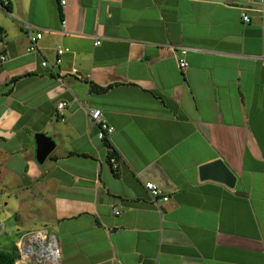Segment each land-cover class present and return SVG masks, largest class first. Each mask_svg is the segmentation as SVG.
<instances>
[{
    "label": "crops",
    "instance_id": "obj_1",
    "mask_svg": "<svg viewBox=\"0 0 264 264\" xmlns=\"http://www.w3.org/2000/svg\"><path fill=\"white\" fill-rule=\"evenodd\" d=\"M260 1L0 7V207L14 219L11 249H0L14 251L15 264H264ZM25 25L42 35L36 54L26 53ZM59 46L70 52L54 66ZM90 110L114 130L116 173ZM38 134L54 142L43 163ZM217 160L234 189L200 180ZM146 183L168 201L154 203Z\"/></svg>",
    "mask_w": 264,
    "mask_h": 264
},
{
    "label": "built area",
    "instance_id": "obj_2",
    "mask_svg": "<svg viewBox=\"0 0 264 264\" xmlns=\"http://www.w3.org/2000/svg\"><path fill=\"white\" fill-rule=\"evenodd\" d=\"M60 5L62 7H65L66 5V0H59ZM245 3H251L252 0H244ZM9 5V0H0V7L5 9L7 8ZM245 10V9H244ZM258 12L260 14V19H261V25H262V29H264V0L260 1L259 3V8H258ZM241 20L243 23L245 24H249L250 23V17L245 13L242 12L241 14ZM65 22H62V25H64ZM25 35L28 39V45L26 48V53L27 54H36L38 53V42L39 40L42 38V35L39 31H35L34 28L25 25ZM0 36H1V32H0ZM1 45V43H0ZM95 45H99V42L95 43ZM70 51L67 48L64 47H57L55 50L56 53V60L54 63V66H58L61 64L62 61V57L66 54H68ZM187 54V49H180L179 50V55L180 58H178V66L180 69H184L187 64L185 62L184 57ZM1 61L5 60L4 55H1L0 57ZM41 67L45 68V69H51L54 71L53 66L50 65V63L46 60H43L41 62ZM66 108V103L61 102L57 105V110L58 112H60L62 114V112L64 111V109ZM89 119L91 120V122L93 123V125H95L98 128V139L103 141L104 143H107V149L109 151V154H113L115 151L113 149V147H111L110 144V137L113 134V128L108 126L104 119H103V115L102 112L100 110H90L88 113ZM109 155V156H110ZM109 164L112 167L113 170H118V162L117 159H115V157L111 156L109 157ZM145 190L147 191V193L149 194V196L151 197L152 201L154 203H158V201H163V202H167L168 198L166 196L163 195V191L161 189H159L157 186H155L152 183H146L144 185ZM113 214L115 216H118L120 214V212L117 209H113ZM0 229H3V224L0 223ZM58 259V251L57 250H53V252L51 253V260L56 261Z\"/></svg>",
    "mask_w": 264,
    "mask_h": 264
},
{
    "label": "water",
    "instance_id": "obj_3",
    "mask_svg": "<svg viewBox=\"0 0 264 264\" xmlns=\"http://www.w3.org/2000/svg\"><path fill=\"white\" fill-rule=\"evenodd\" d=\"M35 140L37 144V162L43 163L53 150L54 142L43 134L36 135ZM199 176L201 181H213L223 184L229 189L235 188L236 178L221 160L200 167ZM236 196H241V193H236ZM34 250H36V247H34Z\"/></svg>",
    "mask_w": 264,
    "mask_h": 264
},
{
    "label": "trees",
    "instance_id": "obj_4",
    "mask_svg": "<svg viewBox=\"0 0 264 264\" xmlns=\"http://www.w3.org/2000/svg\"><path fill=\"white\" fill-rule=\"evenodd\" d=\"M17 80H19V78L13 79L11 81V84H14L15 82H17ZM91 91L101 93V92L106 91V89L100 88V87H97V86L91 84ZM105 145H107V143H105ZM115 155H116V153L114 152L109 157L113 156L116 159ZM109 159L110 158H108V162H109ZM117 171L118 170H116V171L113 170L114 173H116ZM16 260H17V254L14 251H12V252L0 251V264H15Z\"/></svg>",
    "mask_w": 264,
    "mask_h": 264
},
{
    "label": "rangeland",
    "instance_id": "obj_5",
    "mask_svg": "<svg viewBox=\"0 0 264 264\" xmlns=\"http://www.w3.org/2000/svg\"><path fill=\"white\" fill-rule=\"evenodd\" d=\"M6 217H7V221L5 220ZM0 218L3 219L5 223V226L3 225V230L2 229L0 230V243L9 244V242H7L6 240V237H7L6 233L8 232V229L14 224L13 216L11 215V213L6 211L3 207H0ZM8 249H11V245L8 246ZM0 251L2 250L0 249Z\"/></svg>",
    "mask_w": 264,
    "mask_h": 264
},
{
    "label": "bare ground",
    "instance_id": "obj_6",
    "mask_svg": "<svg viewBox=\"0 0 264 264\" xmlns=\"http://www.w3.org/2000/svg\"><path fill=\"white\" fill-rule=\"evenodd\" d=\"M47 252H48V251L45 252V255H46V256H48V253H47ZM50 252H51V251H50ZM43 253H44V252H43ZM50 257H51V256H50Z\"/></svg>",
    "mask_w": 264,
    "mask_h": 264
}]
</instances>
